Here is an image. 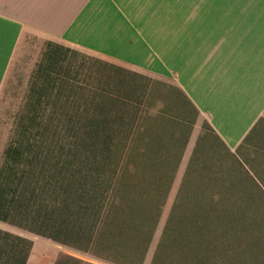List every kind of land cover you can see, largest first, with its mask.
Segmentation results:
<instances>
[{
    "label": "rangeland",
    "instance_id": "1",
    "mask_svg": "<svg viewBox=\"0 0 264 264\" xmlns=\"http://www.w3.org/2000/svg\"><path fill=\"white\" fill-rule=\"evenodd\" d=\"M4 42L10 47L0 43V170L22 141L55 149L54 157L61 150L73 154L67 144L80 135L90 140L83 128L98 112L110 138L130 144L135 182L163 204L145 264L153 260L175 203L225 211L206 231L232 255L215 263L264 264V150L252 158L230 154L170 80L143 78L29 36L16 50ZM138 122L143 129L135 136L131 128ZM0 231L33 244L26 264H55L63 255L109 264L8 223L0 222ZM0 264H20L11 245L0 250Z\"/></svg>",
    "mask_w": 264,
    "mask_h": 264
},
{
    "label": "crops",
    "instance_id": "2",
    "mask_svg": "<svg viewBox=\"0 0 264 264\" xmlns=\"http://www.w3.org/2000/svg\"><path fill=\"white\" fill-rule=\"evenodd\" d=\"M26 36L170 80L230 154L264 150V0H0L2 46Z\"/></svg>",
    "mask_w": 264,
    "mask_h": 264
},
{
    "label": "trees",
    "instance_id": "3",
    "mask_svg": "<svg viewBox=\"0 0 264 264\" xmlns=\"http://www.w3.org/2000/svg\"><path fill=\"white\" fill-rule=\"evenodd\" d=\"M100 118L94 112L83 128L89 141L80 135L67 144L73 154L61 150L54 157L55 149L44 151L46 146L30 140L7 153L0 170V222L109 264H145L163 204L152 201L147 185L135 182L130 144L110 138ZM131 129L136 136L143 127L138 122ZM224 215L218 206L175 203L151 264H218L231 258L206 231ZM10 245L17 262L26 264L33 244L0 231V250ZM55 264L86 263L63 255Z\"/></svg>",
    "mask_w": 264,
    "mask_h": 264
}]
</instances>
